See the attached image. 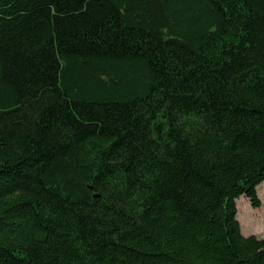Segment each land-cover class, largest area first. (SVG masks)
Returning <instances> with one entry per match:
<instances>
[{"label":"trees","instance_id":"1","mask_svg":"<svg viewBox=\"0 0 264 264\" xmlns=\"http://www.w3.org/2000/svg\"><path fill=\"white\" fill-rule=\"evenodd\" d=\"M263 183L264 0H0V264H264Z\"/></svg>","mask_w":264,"mask_h":264},{"label":"rangeland","instance_id":"2","mask_svg":"<svg viewBox=\"0 0 264 264\" xmlns=\"http://www.w3.org/2000/svg\"><path fill=\"white\" fill-rule=\"evenodd\" d=\"M257 195L261 201V206L257 209L251 208L248 200L244 197H240L236 201V219L242 235L256 236L264 240V183L257 188Z\"/></svg>","mask_w":264,"mask_h":264}]
</instances>
